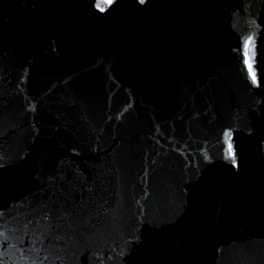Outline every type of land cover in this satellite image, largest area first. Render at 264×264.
<instances>
[{
    "label": "water",
    "instance_id": "95a60500",
    "mask_svg": "<svg viewBox=\"0 0 264 264\" xmlns=\"http://www.w3.org/2000/svg\"><path fill=\"white\" fill-rule=\"evenodd\" d=\"M0 264H264V0H0Z\"/></svg>",
    "mask_w": 264,
    "mask_h": 264
},
{
    "label": "snow or ice",
    "instance_id": "6c2138e0",
    "mask_svg": "<svg viewBox=\"0 0 264 264\" xmlns=\"http://www.w3.org/2000/svg\"><path fill=\"white\" fill-rule=\"evenodd\" d=\"M105 2L110 4L112 2V0H105ZM143 2H144V0H141V3H143ZM101 10H103V9H101ZM246 48H247V45H246ZM249 72L252 75L253 81L255 82V73L252 71V67H251V64L250 63H249ZM228 155L229 156H232L233 155L231 144H229V147H228Z\"/></svg>",
    "mask_w": 264,
    "mask_h": 264
}]
</instances>
